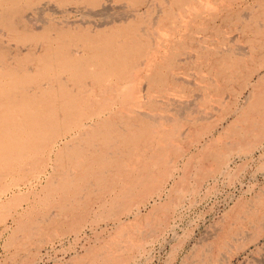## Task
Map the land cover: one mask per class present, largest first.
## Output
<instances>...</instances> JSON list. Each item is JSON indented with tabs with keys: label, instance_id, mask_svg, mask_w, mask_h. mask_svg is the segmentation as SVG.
<instances>
[{
	"label": "bare ground",
	"instance_id": "1",
	"mask_svg": "<svg viewBox=\"0 0 264 264\" xmlns=\"http://www.w3.org/2000/svg\"><path fill=\"white\" fill-rule=\"evenodd\" d=\"M259 1L251 4L260 8ZM198 2L0 0V234L12 224L11 245L16 237L32 240L41 233L73 232L91 217L115 224L120 215H129L132 206H142L155 193L167 172L169 155L175 153L145 109H151L152 91L163 104L162 88L175 69L173 61L179 59L175 60L179 44L205 30L202 18L210 11L205 3L200 12ZM144 7L145 13L138 15L136 11ZM252 13L220 21L238 25L249 42L263 43L264 12ZM164 29H171L168 35L179 47L167 46L170 39ZM219 66L222 75L226 67L222 62ZM256 96L245 107L252 116H261L255 114L262 103L261 95ZM169 102L177 111V98ZM95 254L90 262L101 264Z\"/></svg>",
	"mask_w": 264,
	"mask_h": 264
},
{
	"label": "rangeland",
	"instance_id": "2",
	"mask_svg": "<svg viewBox=\"0 0 264 264\" xmlns=\"http://www.w3.org/2000/svg\"><path fill=\"white\" fill-rule=\"evenodd\" d=\"M216 1L199 0L197 3L200 12H204L205 3L212 12L202 18L203 24L206 22L201 25L205 29L203 33L197 34L190 42H184L185 45L183 42L179 44L178 53L182 52L180 55L177 53L175 60H180L173 61L175 69L171 75H167L164 85L167 87L162 88V92H165L162 93L165 96L162 99L164 105L157 99L160 97L156 91L150 92L149 100H153L151 109L145 111L150 115L159 136L164 137L165 143L171 146L170 152L175 153L169 155L167 172L160 178L155 193L149 194V199L146 197L142 206H132L129 215H120L115 224L91 217L73 232L41 233L32 240L16 237L14 245H11L9 238L13 225L8 223L9 230L6 234H0V264H92L90 261L95 253V258L99 256L96 259L101 264H264V169L261 168L258 176L244 184L239 178L244 160L238 154V151H264V139H245L246 135L254 134L252 129L264 118V42H249L238 25L227 26L220 21L225 17L227 20L234 19L240 13L241 16L252 13L253 9L252 14L264 12V0L259 1L260 8L251 4L256 0L230 3L219 0L221 4ZM220 5H224L223 9ZM145 9L136 13L142 15ZM260 24L263 27V19ZM161 31L169 37L171 29ZM169 39L171 43L168 42L167 46L176 47L177 44ZM220 61L227 71H223L221 77L218 74ZM172 80L176 87L172 86ZM183 82H186V86ZM258 85L263 89L260 90ZM222 87H225L224 91ZM137 88L141 89L138 85ZM256 95H261L262 103L255 114L259 113L262 117L252 116L249 105H245L253 98L255 100ZM173 96L178 101L177 111L172 109L169 102ZM244 114L248 119L243 121L241 116ZM190 128L194 129L190 131ZM175 130L176 134H173ZM199 130L200 133L196 134ZM207 131L209 133L205 134ZM146 156L150 158L151 152ZM253 169L247 167L249 172ZM22 190L21 194L26 192V189ZM87 257L90 260L87 261Z\"/></svg>",
	"mask_w": 264,
	"mask_h": 264
},
{
	"label": "crops",
	"instance_id": "3",
	"mask_svg": "<svg viewBox=\"0 0 264 264\" xmlns=\"http://www.w3.org/2000/svg\"><path fill=\"white\" fill-rule=\"evenodd\" d=\"M252 131L254 134L251 135L250 133V135H246L245 139H264V118L255 125V128H253ZM242 139L243 137L241 136V140ZM238 154L240 158L244 160L243 171L239 172V178H241L244 184H246L247 180H251V178H255L256 176H258L261 168L264 169V151H238ZM249 166H251L252 168L254 167V169L250 172L247 171V167Z\"/></svg>",
	"mask_w": 264,
	"mask_h": 264
}]
</instances>
